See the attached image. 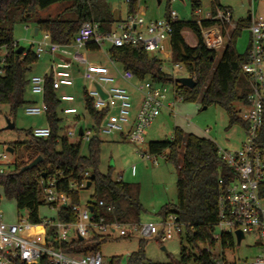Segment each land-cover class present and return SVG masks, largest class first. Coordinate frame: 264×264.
<instances>
[{"label":"trees","instance_id":"obj_1","mask_svg":"<svg viewBox=\"0 0 264 264\" xmlns=\"http://www.w3.org/2000/svg\"><path fill=\"white\" fill-rule=\"evenodd\" d=\"M166 1L169 3L170 0ZM65 2H69L70 6L63 13L71 14L73 18L35 20L38 33H48L53 43L70 44L85 22L97 23L102 32H108L112 25L120 22L112 20L103 0H0V49L2 47L7 49L4 65L0 66V107L8 106L12 116L20 108L34 104L25 99V92L29 88L28 73L36 64L37 58L30 48L23 49L20 54H16V50L12 49L14 43L12 27L5 26L10 22L9 15L15 12L18 14L17 22L26 23L36 12ZM193 6L196 9L199 4L194 2ZM216 7L221 8L211 0V10L214 11ZM128 10V14L137 13L135 0H129ZM12 23L13 20L10 24ZM208 24L209 22L202 21V25ZM246 25L249 26L248 21ZM241 27L236 26L231 30L229 41L214 64L217 52L207 51L203 47L196 22L178 20L173 25L170 60L172 64H181L186 74L195 82L192 89L175 85L176 100L184 103L199 102L203 107L217 106L225 112L229 126L239 124L245 131L246 123L238 118L239 111L236 109L237 106H246L250 93L249 80L242 73V66L248 59L249 47L244 54L237 53L235 48ZM185 30L195 36L197 44L194 48L188 47L184 42L181 33ZM86 51L93 56L99 48L87 45ZM108 56L122 69L130 70L138 81L151 80L158 84H168L172 79L163 71V60L156 56L150 57L149 53L141 48L131 46L109 48ZM43 100L47 106L45 119L50 136L36 139L29 130L26 132L30 138L29 144L9 145L8 148L13 152L23 148L26 155L25 160L12 165L10 173L0 176V188L5 198L14 200L19 212L27 211L32 223H39L38 210L46 206L39 200L41 183L49 177H55L57 190L66 194L70 206H79V191L86 189V183L81 188L84 180L80 172L89 171L90 175H94V180L91 185L92 202L87 206L91 207L95 219L103 217L107 221L116 220L123 225L138 224L141 211L137 196L138 188L123 181H114L110 174L104 176L97 171L99 139L93 136L87 145V156H82L80 141L70 144L66 138L59 137L62 119L58 115V109L65 102L60 100L58 92L52 88L49 77L46 78ZM83 104L85 114L91 119L93 128H96L105 112L93 108V99L85 91ZM172 129L174 130L172 140L150 142L147 147L148 154L152 156L167 151L165 162L171 163L177 169L176 202L162 207L161 215L165 218L173 215L176 221L184 226L186 246L181 245L179 260L171 264H213L211 255L204 248L199 250L198 247L205 244L210 237L209 232L216 221L220 194L217 182L219 178L227 179L228 169L218 157L217 146L213 141L186 133L177 127ZM260 137L264 140V112ZM37 157H41L42 161L36 167L24 173L20 172ZM99 202H103L104 205L99 206ZM110 204L113 206L111 213L106 210ZM56 216L62 222L75 221V214L71 208L61 207ZM108 240L110 236L96 235L86 245L78 241L72 245L77 248L78 253L86 254L99 251L100 244ZM141 244L142 242L140 247ZM192 251H196V254H192ZM111 262L121 264L122 258H113ZM39 264H47L46 259L42 258ZM125 264L151 263H146L144 252L140 248L138 252L127 257Z\"/></svg>","mask_w":264,"mask_h":264},{"label":"built area","instance_id":"obj_2","mask_svg":"<svg viewBox=\"0 0 264 264\" xmlns=\"http://www.w3.org/2000/svg\"><path fill=\"white\" fill-rule=\"evenodd\" d=\"M194 13L197 17L201 15L199 7ZM177 21V15L173 11H169L168 16L162 20H146L142 13L137 12L127 14L124 20L112 25L108 32L100 31L95 22H85L68 45L53 43L48 33H37L40 38L31 41L30 49L37 60L43 56L49 57L50 60L43 76L29 78V90L32 95L40 97V102L39 105L25 106V115L46 116L47 106L43 100L46 78H51L52 88L56 91L61 87H71L75 80L73 69L79 66L82 67L80 76L83 81L92 84L90 90H83L93 99V108L96 111H104L105 115L96 128L92 126L89 130L82 129V136H78V131H68L67 136L76 135L81 144H87L98 129V135L124 133L129 143H144L145 131L163 110H167L170 116L174 115V103L167 101L169 92L176 101L174 78L170 81L172 89L169 90L166 84L136 80L130 70L115 69V75H112L106 67L94 65L89 61L90 55L86 46L95 45L99 49L105 45L109 48L131 46L141 48L149 54L162 55L163 60H170L173 25ZM202 21L209 24L202 25ZM195 22L201 43L207 51L223 50L230 38L228 29L235 28L230 11L218 7L214 11L210 10L203 18H197ZM248 30V59L242 66V73L249 80L250 93L244 112H240L241 119L246 123L244 141L236 151L217 147V155L228 169V177L218 179L220 194L216 221L209 232V239L202 245L211 255L213 264H236L233 260L226 259L225 251L239 248L248 236L256 240L253 246L256 253L250 264H264V140L260 137L264 112V22L250 18ZM17 48L18 44L14 42L12 49ZM0 51L2 66L7 57V49L2 47ZM110 63L115 65L112 60ZM173 68L184 70L179 63H173ZM117 79L130 85L140 97L139 107L130 128L128 126L133 113L131 96L125 88L116 85ZM97 88L105 98H102ZM60 100L72 103L74 98L63 95ZM61 111L64 115L77 113L73 107H65ZM31 134L36 139L47 138L50 136V129L48 125L31 129ZM141 159L153 165L158 163L156 156L149 154L142 155ZM11 171L12 165L8 162L7 154L0 153V176ZM80 174L84 180L82 188L91 175L89 171ZM134 174L133 166L131 175ZM117 181H122V177H118ZM41 184L45 205L54 210L56 215L60 208L66 205L75 214V221L62 222L56 216L32 223L28 212L23 211L24 214L18 215L15 223H6L0 210V264H39L42 258L46 259L47 264H112L111 261L104 260L99 251L78 253L72 243L78 241L86 245L96 235L106 237L114 233H118L119 237H129L133 232H137L145 239L154 234L155 226L152 224L123 225L116 220L107 221L103 217L96 220L88 206L83 209L70 206L66 194L57 190L55 177H49ZM103 205V202H99V206ZM106 210L111 213L113 206L108 205ZM160 226L162 232L159 233L158 241L161 245L172 239L174 234L180 237L181 229L184 228L173 215L167 216ZM216 230L219 231L217 234ZM217 246L220 247L219 254L214 253Z\"/></svg>","mask_w":264,"mask_h":264},{"label":"rangeland","instance_id":"obj_3","mask_svg":"<svg viewBox=\"0 0 264 264\" xmlns=\"http://www.w3.org/2000/svg\"><path fill=\"white\" fill-rule=\"evenodd\" d=\"M107 6L110 16L113 21H119L128 14V2L125 0H103ZM218 6L223 9H229L232 15L233 25L242 26L241 33L238 36L235 48L237 53L244 54L249 45L250 33L247 29V19L250 16L253 19H261L264 22V0H214ZM199 4L201 11L200 18H203L211 10V0H138L136 1V11L142 13L146 20H162L169 11L176 13L179 21L189 22L197 20L194 13L193 3ZM70 6L69 2L55 4L45 10L36 12L26 23L17 22V13L12 12L9 15V20L14 21L6 23L5 26L12 27L13 40L23 49H29L30 43L33 39L40 38L32 36L35 28V20L39 19H56L60 18L68 20L73 18L71 14L63 13V11ZM27 28V30H26ZM232 28L228 29L230 33ZM183 37L188 45L193 46L194 41L191 32L185 30ZM196 41V39H195ZM197 44V41H196ZM108 46H102L99 51L93 56L88 57L89 61L97 66H103L108 69L121 70V67H112L106 53ZM222 50L217 51V57L214 62L220 58ZM2 51H0V55ZM150 57L156 56L163 60L162 55L149 54ZM45 56L37 60L36 64L31 67L28 77L43 76L47 69ZM162 68L165 73L172 78H186L188 75L184 70L178 71L173 68L172 61L162 62ZM76 78V77H75ZM117 86H121L127 90L131 96L132 108L134 112L139 107V94L123 81L118 80ZM169 90L172 85L166 84ZM84 88L90 90L92 84L83 81L81 76H77L73 87L61 88L58 91V96H71L74 98L72 103H62L58 109V115L61 122V130L59 137H64L70 144L79 142L78 137H68L67 132L72 131L77 133L79 128L90 129L93 125L91 119L84 112L83 94ZM25 99L29 102H35L39 105L40 97L32 95L29 88L26 89ZM167 101L174 103V115L169 117L170 122L174 128L177 127L186 133H191L198 137H205L215 143L217 147L226 149L228 151H236L241 147L244 141V130L239 124L229 126L228 117L225 112L217 106L204 107L199 102L184 103L180 100H174L173 94L169 92ZM65 107H73L77 114L62 115L61 109ZM239 111V108H237ZM164 112V111H163ZM157 117L152 125L145 131L143 136L144 143L131 144L119 134L103 135L99 134V159L97 164V171L100 175H108L112 180H117L122 177L123 182L133 184L138 188V201L141 206V211L138 218V225L152 224L155 226L154 234L151 238H142L137 232H133L129 237H119L118 233L110 236V240L100 244L99 252L106 261H111L113 258H122L121 264L125 263V259L136 253L142 248L146 263L151 264H171L173 261L179 260L181 245L186 246L184 241L185 228L181 229V236L173 235V238L167 240L164 244H159V233L162 232L160 226L165 217L161 215V209L166 204H174L176 202V173L177 169L168 162H165L163 156L167 155V151L156 155L157 165L151 164L141 159L142 155H148L147 147L150 142H160L165 140H172L174 130L170 128L168 122L164 118V113ZM244 112V111H242ZM167 116V115H166ZM238 118L242 114L238 112ZM78 117V118H76ZM6 119L14 124L13 130L6 129ZM47 126L44 115L27 116L24 113V107L20 108L14 116L11 115L8 106L0 107V153H6L8 162L13 165L15 162L25 160L26 151L22 148L16 150L12 154L6 152L9 145L21 144L27 145L30 138L26 132L35 128H44ZM87 144H82L81 155L87 156ZM135 167V177L131 176V168ZM111 169V170H109ZM93 186L89 189L79 191V209L86 207L88 203L92 202ZM39 200H44V192L40 191ZM0 210L3 213V220L6 223H15L18 215H23V211L16 209L15 201L5 198L2 190H0ZM56 212L47 206H42L38 210L39 218L51 219L56 217ZM167 221V220H166ZM129 230V228H126ZM219 231L216 230L217 234ZM141 247H140V243ZM256 240L252 236H248L243 241L242 245L232 250L225 251V257L228 261L233 260L236 264H250L254 257L256 250L254 244ZM164 248V250H162ZM199 250L203 249L199 245ZM196 254V251H192ZM214 253H220V247L214 248Z\"/></svg>","mask_w":264,"mask_h":264},{"label":"water","instance_id":"obj_4","mask_svg":"<svg viewBox=\"0 0 264 264\" xmlns=\"http://www.w3.org/2000/svg\"><path fill=\"white\" fill-rule=\"evenodd\" d=\"M37 33H38V29L34 28L33 36L36 37ZM22 51H23V47H18L16 49V54H20V53H22ZM173 82L176 85H179L181 87H186V88H189V89H192L195 86L194 80L192 78H190V77L177 78V79H174ZM97 90H99V89L97 88ZM99 92H100V90H99ZM100 94H101L102 98H105L104 95L101 92H100ZM205 108L206 107H204V109ZM165 119L168 122L170 128H172V123L170 122L169 118L166 117ZM6 129H8V130H13L14 129V124L12 122H10L8 119H6ZM78 136H82V128L78 129ZM98 136H99L98 135V129H96L95 130V138H98ZM6 152H8L9 154H12L13 150L11 148H7ZM41 161H42V158L41 157H37L30 164L24 166L20 170V172L24 173L26 171L31 170L32 168L36 167ZM93 180H94V175H91L90 178H89V181H87V183H86V189H89L91 187ZM63 207H66V205H64ZM89 211L90 212L92 211L91 207H89ZM239 239H238V241H239ZM162 250H164V248H162Z\"/></svg>","mask_w":264,"mask_h":264},{"label":"crops","instance_id":"obj_5","mask_svg":"<svg viewBox=\"0 0 264 264\" xmlns=\"http://www.w3.org/2000/svg\"><path fill=\"white\" fill-rule=\"evenodd\" d=\"M228 11H230L229 9H227ZM230 13H231V11H230ZM126 17V16H125ZM250 16H248V19H247V21H248V23H249V21H250ZM122 20H124V18L123 19H121L120 21H122ZM247 29H248V27H247ZM26 30H27V28H26ZM33 31H34V29H33ZM190 32V31H189ZM183 33H184V31L181 33V36H182V38H183V40H184V42L186 43V41H185V38L183 37ZM32 34H33V32H32ZM191 35H193L192 33H191ZM193 37L194 38H192L193 39V41H194V45L193 46H191V45H188L187 43H186V45L188 46V47H190V48H194L195 46H196V41H195V36L193 35ZM109 47V46H108ZM248 47H249V45H248ZM247 47V48H248ZM106 56H107V58H108V60H109V62H110V59H109V56H108V51H107V54H106ZM91 57V56H90ZM49 57H45V61H47L46 62V65H48V63H49ZM166 61H169V60H166ZM111 64V63H110ZM115 66H119L117 63H115V65L114 66H112V67H115ZM120 67V66H119ZM108 69V68H107ZM122 69V68H121ZM109 70V72L112 74V75H115V69H108ZM81 71H82V67H75L74 69H73V72H74V76L77 78V76H80V74H81ZM31 77V76H30ZM29 77V78H30ZM189 77V76H188ZM76 78H75V80H76ZM75 80H74V82H75ZM119 79H117V81H118ZM126 84V83H125ZM74 85V84H73ZM71 87H73V86H71ZM61 88H66V87H61ZM60 88V89H61ZM70 88V87H69ZM59 89V90H60ZM58 90V91H59ZM57 91V92H58ZM63 96V95H62ZM61 97V96H60ZM34 104H36L35 102H33ZM237 108H239V113L240 112H242V111H244L245 110V107L244 106H237ZM173 109H174V107H173ZM137 111V110H136ZM136 111H134L133 113H132V118H131V123L129 124V126H128V128H130V125L132 124V121L134 120V117H135V113H136ZM164 111V112H163ZM162 112L164 113V118H166V117H170V113L167 111V110H163ZM77 114V113H76ZM167 115V116H166ZM76 118H78V117H76ZM79 119V118H78ZM172 127H174L173 126V124H172ZM116 134H119V133H116ZM122 138H124L125 139V137H126V134H119ZM205 138V137H204ZM242 145V144H241ZM226 150V149H225ZM132 176V175H131ZM136 175H134L133 177H135ZM123 181V180H122Z\"/></svg>","mask_w":264,"mask_h":264}]
</instances>
